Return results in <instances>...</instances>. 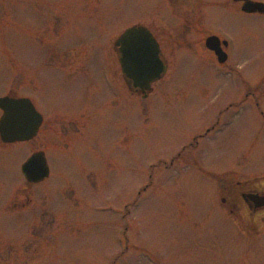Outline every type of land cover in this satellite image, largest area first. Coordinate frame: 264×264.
<instances>
[{"label":"rangeland","instance_id":"1","mask_svg":"<svg viewBox=\"0 0 264 264\" xmlns=\"http://www.w3.org/2000/svg\"><path fill=\"white\" fill-rule=\"evenodd\" d=\"M227 1L203 0L187 29L230 40L221 65L205 42L171 44L184 32L167 0H0V97L48 116L31 141L0 139V264H264V217L231 216L219 195L264 178V17ZM136 23L172 69L145 99L123 81L115 103L100 63ZM40 149L51 173L29 183Z\"/></svg>","mask_w":264,"mask_h":264},{"label":"water","instance_id":"2","mask_svg":"<svg viewBox=\"0 0 264 264\" xmlns=\"http://www.w3.org/2000/svg\"><path fill=\"white\" fill-rule=\"evenodd\" d=\"M238 1V0H236ZM244 1L243 10L247 13H263L264 3L255 0ZM217 35L206 40V46L215 51L221 63L227 60V53ZM123 46V72L128 85L147 94L152 84L167 72V64L162 60L159 42L144 25L127 28L118 38ZM0 138L4 143L29 141L37 136L43 122L42 114L28 97H0ZM26 179L32 183L45 180L50 175V167L44 151L33 153L21 167Z\"/></svg>","mask_w":264,"mask_h":264},{"label":"flooded vegetation","instance_id":"3","mask_svg":"<svg viewBox=\"0 0 264 264\" xmlns=\"http://www.w3.org/2000/svg\"><path fill=\"white\" fill-rule=\"evenodd\" d=\"M257 1H261L264 3V0H257ZM167 4L170 7L172 17L175 15V13H177V16L179 17L180 25H182L181 30L184 32V35L181 37H173L174 40H173V42H171V44L180 46L182 44H186L189 42L192 43L193 40H196L197 43L205 42V45H206V40L208 37H210L211 35H217L221 38L222 42L223 41L228 42V45H225L224 43H222V47L225 50V52L227 53V60L225 62L221 63L219 61V58L216 55L215 51L210 50L207 46L206 47L213 54V61L214 62L219 63L221 65L227 64V62H229V59L231 56V54H230L231 53V42L229 39H226L222 35H219L216 33L201 34L202 33L201 32L200 33L201 35L196 36V39L191 38L190 36L187 35L188 27L189 28L192 27L191 24H192V22L194 23V19L198 20V18H200V14H201L200 12L204 11L203 0H167ZM243 4H244V1H240V0H238V1L233 0V3H229L227 1V3L222 6V8L227 10V11H233V10L236 11L237 10V11L242 12V13H247L243 10ZM173 11H175V12L173 13ZM189 12L192 13L194 19L191 18V16L189 15ZM248 14H253V13H248ZM256 14H259V15L264 17V12L263 13H256ZM133 25H144L154 34L155 38L157 39V41L159 42V45H160V49L162 52L161 58L167 64V72L166 73H168V71H170L172 69V63H170L171 61L169 62V59L167 58V56L165 54L164 47H163L162 42L159 39V37L150 29L149 26H147L145 24L136 23ZM184 27H186V30ZM196 28L198 29L197 26H196ZM118 38L119 37H117L116 40L114 41V44H113L114 50L109 51V53H106L107 56L104 57L105 62L100 63L101 64L100 70H101V73L103 74L101 78L106 82V84L111 86L109 88H110L111 92H113V94H114L115 99L113 100V102H115V103H118V99L120 98V96H118V94L120 95V91L123 87V81H126V78H125L124 72H123V64H122V60H121L123 46L121 44H117ZM234 70L235 69H231V71H234ZM126 84L129 88V90L132 91L133 94L141 96L144 99L148 98L150 93L152 92V90H151L147 94H145L144 92H142L141 90H139L137 88H131L128 85L127 81H126ZM248 95H250V94H248ZM248 97L249 96H247V98L244 100V102H246L248 100ZM233 105L234 104H231L230 106H233ZM230 108L231 107H228L227 110ZM38 111L43 116V122H42V125H41L39 132H38L36 137L40 136L43 133L45 125L48 121L47 114L43 111H40V110H38ZM73 113H75V112H73ZM262 114L264 115V112H262ZM75 119H76V117L74 116V114H73V116H71V118L69 117V119H67L68 124L70 123L72 125V128L75 127L66 136V138L69 140H77L79 137L84 135V133H86V131L82 134L79 133L80 129L78 127L76 128ZM217 128H218V123L205 125L204 126L205 131L203 133L202 132L199 133L194 138V141L191 143V146L198 145L199 141L201 139L207 138L209 135H211V133L216 131ZM62 135H63V133L61 131L57 132L58 139ZM186 148L187 147H184V150ZM41 150L44 151V149H40L38 151H41ZM183 151L179 153V156L183 154ZM80 166L83 167L81 164L79 165V167ZM219 195H221L220 197L222 199V202L226 206L228 213L231 214V216H236V217L237 216H239V217L243 216V217L249 218L250 220H254V221L261 218V217H264V178L254 177L252 179H248L245 181H236L233 185L222 184L219 186Z\"/></svg>","mask_w":264,"mask_h":264}]
</instances>
